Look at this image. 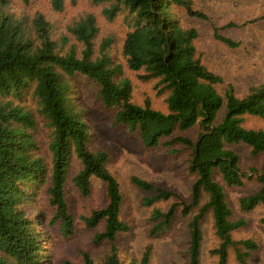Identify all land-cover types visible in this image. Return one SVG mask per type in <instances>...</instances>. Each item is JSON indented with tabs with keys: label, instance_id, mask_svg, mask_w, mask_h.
<instances>
[{
	"label": "trees",
	"instance_id": "trees-1",
	"mask_svg": "<svg viewBox=\"0 0 264 264\" xmlns=\"http://www.w3.org/2000/svg\"><path fill=\"white\" fill-rule=\"evenodd\" d=\"M24 5L32 0H21ZM76 3L77 0H70ZM109 4L103 11L108 22L127 15L130 32L123 45V56L132 72L144 71L145 80H158L161 94L167 93L168 113L133 102V86L121 79L123 68L111 54L112 39L96 47L97 20L87 15L69 26L75 39L63 38L59 45L53 25L45 14L17 13L11 0H0V264H51L45 247L48 239L41 229L47 220L41 209L46 198L53 215L50 225L58 226L63 238L75 234V218L67 200V185L73 163L79 170L72 182L89 196L92 181L106 185V208L81 217L84 226L104 231L95 244L108 243L106 254L96 260L83 253L82 264H150L152 247L139 260L122 261L118 237L130 231L123 220L124 195L117 178L110 172L109 154L95 146L85 110L75 90L77 76L87 78L98 89V99L109 110H116L115 121L130 133H138L146 149H156L172 138L176 130L186 132L199 126L196 141L178 137L191 151L189 171L195 176L190 203L180 201L167 211L155 208L151 214L150 235L167 234L177 214L189 218L187 264H201L204 240L203 222L210 214L220 241L214 251L217 264H229L230 250L238 264H249L259 249L253 240L235 241L233 233L245 226L232 220L225 187H242L255 178L261 189L240 201L244 213L264 208V167L251 169L250 177L241 168L237 146H246L252 157L264 154V129L245 126L250 118L264 121V86L252 87L239 97L232 85L222 94L224 79L211 72L197 55L199 32L188 27L182 15L207 20L194 9V0H92ZM54 13L65 10L67 0H49ZM215 38L232 49L240 43L217 30ZM36 101L34 109L22 105L25 98ZM41 125L49 133L47 151L39 139ZM177 152V151H175ZM220 178L221 182L217 180ZM132 183L148 194L143 200L151 208L171 199L173 191L138 177ZM30 210L37 212L30 215ZM264 222V220H263ZM69 264V263H67Z\"/></svg>",
	"mask_w": 264,
	"mask_h": 264
},
{
	"label": "rangeland",
	"instance_id": "rangeland-1",
	"mask_svg": "<svg viewBox=\"0 0 264 264\" xmlns=\"http://www.w3.org/2000/svg\"><path fill=\"white\" fill-rule=\"evenodd\" d=\"M11 4L17 13H26L29 16L36 12L45 14L53 25L54 40L61 45L63 38L69 39L66 49L77 45L68 32L69 26L87 15L95 16L99 28L96 47L101 46L106 39H112L110 51L116 63L123 68L121 79L132 83L133 102L145 106L146 101H150L153 109L168 113L167 93L161 94L157 88L158 80H145L144 71L132 72L127 67L123 45L130 27L125 13L120 14L115 21L108 22L103 11L109 4H95L92 0H77L76 3L67 0L65 10L61 13L52 11L49 0H32L27 6L21 0H11ZM194 9L203 12L207 20L188 18L185 14L182 18L186 26L196 28L199 32L196 41L198 57L211 72L224 79L225 84L218 88L219 92L223 94L232 85L236 94L244 97L250 88L264 86V0H194ZM217 30L222 36L239 42L240 47L232 49L216 40ZM74 82L79 104L86 112V120L93 133L94 144L109 154L108 168L117 178L124 195L123 220L129 224L130 231L118 237L120 258L127 263L134 259L139 260L152 247L150 264H187L189 218L183 217L179 212L172 229L165 235L153 238L150 235L151 214L155 208L167 211L180 201L190 203L191 187L195 181V176L189 171L191 151L181 143H173L178 137L196 141L200 127L186 132L176 130L174 136L163 140L158 148L146 149L138 133H130L116 123V110L106 109L101 104L98 89L93 82L82 76H77ZM22 105L34 109L36 101L27 97ZM245 126L249 129H264V121L250 118ZM40 131L38 137L42 143V152L45 153L49 133L42 125ZM235 150L240 156L242 170L249 177L252 175L251 169L260 171L264 167V154L252 157L246 146H237ZM78 170L79 164L73 163L67 185V200L76 226L72 237L63 238L58 226L50 225L49 219L53 213L46 198L41 197V209L46 210L47 214V220L41 229L48 237L45 247L51 264H82L83 253L99 260L109 249L106 242L94 243L95 236L104 231L103 226L89 230L81 220V217L106 208V185L93 180L91 193L83 196L72 182ZM134 177L173 191L179 199L174 198L151 208L145 207L143 200L148 194L132 183ZM217 180L223 184L220 178ZM260 189L261 186L255 178L245 180L242 187H225L227 202L233 213L232 220L245 222L244 227L233 233L234 240H253L259 245V249L249 259V264H264V208L259 207L244 213L240 208V201L256 194ZM36 214V211L30 210V215ZM202 227L204 240L201 264H217L218 257L214 251L219 247L220 241L215 235L210 214ZM229 264H238L234 249L230 250Z\"/></svg>",
	"mask_w": 264,
	"mask_h": 264
}]
</instances>
